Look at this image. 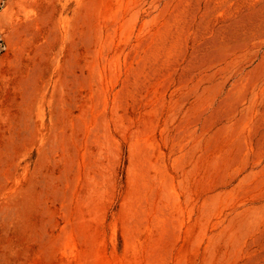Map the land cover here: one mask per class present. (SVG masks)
Here are the masks:
<instances>
[{
  "label": "rangeland",
  "instance_id": "1",
  "mask_svg": "<svg viewBox=\"0 0 264 264\" xmlns=\"http://www.w3.org/2000/svg\"><path fill=\"white\" fill-rule=\"evenodd\" d=\"M0 264H264V0H0Z\"/></svg>",
  "mask_w": 264,
  "mask_h": 264
},
{
  "label": "bare ground",
  "instance_id": "2",
  "mask_svg": "<svg viewBox=\"0 0 264 264\" xmlns=\"http://www.w3.org/2000/svg\"><path fill=\"white\" fill-rule=\"evenodd\" d=\"M25 9V11H26V8H24Z\"/></svg>",
  "mask_w": 264,
  "mask_h": 264
}]
</instances>
